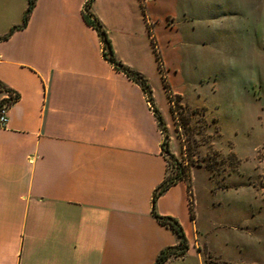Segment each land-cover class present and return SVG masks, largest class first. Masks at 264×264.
Returning a JSON list of instances; mask_svg holds the SVG:
<instances>
[{"label":"crops","instance_id":"1","mask_svg":"<svg viewBox=\"0 0 264 264\" xmlns=\"http://www.w3.org/2000/svg\"><path fill=\"white\" fill-rule=\"evenodd\" d=\"M85 1L34 0L21 25L28 0H0V100L12 96L0 126V264H152L178 243L151 213L168 177L163 132L141 86L103 56ZM141 2L92 0L89 10L115 56L146 78L168 131L142 8L175 92L181 32L167 18L179 0ZM189 197L183 178L156 197L155 212L175 218L189 245L162 264L198 258Z\"/></svg>","mask_w":264,"mask_h":264},{"label":"rangeland","instance_id":"2","mask_svg":"<svg viewBox=\"0 0 264 264\" xmlns=\"http://www.w3.org/2000/svg\"><path fill=\"white\" fill-rule=\"evenodd\" d=\"M179 12L175 92L158 67L162 151L167 176L187 181L199 259L169 264H264V0H179Z\"/></svg>","mask_w":264,"mask_h":264},{"label":"trees","instance_id":"3","mask_svg":"<svg viewBox=\"0 0 264 264\" xmlns=\"http://www.w3.org/2000/svg\"><path fill=\"white\" fill-rule=\"evenodd\" d=\"M92 0H86L84 5H83V16L85 18V20L93 25V27L97 30L99 37L101 39L102 42V46L103 49L106 50H102V54L103 56L110 61L114 67L116 69H119L121 71H123L129 78H131L132 80H134L135 82H137L143 92L145 93V96L147 98V100L149 101L150 107L152 108L153 112L155 113V116L157 118V122L161 128V131L166 134V128H165V124L163 122L162 116L160 115V113L158 112L157 108L155 107V105L153 104L152 100H151V87L149 86L146 78L138 71H135L133 69H131L129 66L125 65L120 59H118L114 52L113 49L111 47L110 44V40L106 34L105 29L103 28L102 24L100 23V21L97 19L96 16H94L91 11L89 10V6L91 4ZM34 0H28V5L26 10L23 13V17H22V23L21 25H24L27 21L28 15L32 9ZM143 6V5H142ZM144 8V7H143ZM142 8V10H143ZM156 54V58L158 57V53L155 51ZM163 78V76H162ZM164 85V83H163ZM164 86H167V84H165ZM17 97V94H15ZM179 178H184L182 177L181 174H176L173 177H166L153 191L152 197H151V213L152 215L161 223L167 225L168 227H170L173 231L176 232L177 236H178V243L176 245L173 246H168L165 247L164 249H162L159 254L157 255L155 261L152 264H162L170 255H180L183 254L186 249L188 248V242L186 239V236L184 234V231L181 227V225L179 224V222L171 217V216H161L159 214H157L154 210V205H155V200L156 197L173 181L179 179ZM190 215L193 218V209L191 206V202H190Z\"/></svg>","mask_w":264,"mask_h":264},{"label":"built area","instance_id":"4","mask_svg":"<svg viewBox=\"0 0 264 264\" xmlns=\"http://www.w3.org/2000/svg\"><path fill=\"white\" fill-rule=\"evenodd\" d=\"M147 20V26H148V32H149V36L151 39V43H152V47L153 50L156 51V47H157V43H156V39L155 36L153 35V30H152V26L150 25V22L148 19ZM160 55V53H159ZM158 55L157 59V65L160 68L161 67V60H160V56ZM156 56V54H155ZM12 99V96L10 95L9 92H6V95L0 100V126L5 125L6 121H7V107L9 104V101Z\"/></svg>","mask_w":264,"mask_h":264}]
</instances>
